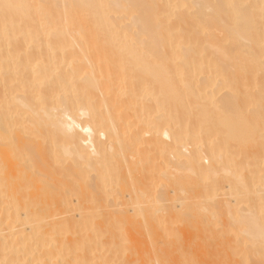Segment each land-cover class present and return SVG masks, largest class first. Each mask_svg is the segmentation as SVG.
Segmentation results:
<instances>
[{
  "label": "bare ground",
  "instance_id": "1",
  "mask_svg": "<svg viewBox=\"0 0 264 264\" xmlns=\"http://www.w3.org/2000/svg\"><path fill=\"white\" fill-rule=\"evenodd\" d=\"M195 260L264 264V0H0V264Z\"/></svg>",
  "mask_w": 264,
  "mask_h": 264
},
{
  "label": "rangeland",
  "instance_id": "2",
  "mask_svg": "<svg viewBox=\"0 0 264 264\" xmlns=\"http://www.w3.org/2000/svg\"><path fill=\"white\" fill-rule=\"evenodd\" d=\"M167 184H168V186H169L170 189H171V188H172V187H171L172 185H171V183H170V180H169V182H168ZM169 184H170V185H169ZM188 187H189V186H188ZM126 189H127V188H126ZM126 189H124L125 192H128V190H126ZM186 189L189 191L188 188H186ZM189 193H190V194H188V196H189V195H190V197H193V196H194V195H193V192L189 191ZM192 195H193V196H192ZM192 232H197V231L193 230ZM179 234H180V233H179ZM208 234L210 235V233H208ZM208 234H207V235H208ZM143 235H144V236H143ZM143 235H142L143 237H142V236H139V237H140L139 239H140V240H144L145 242H147L148 239H149V237H148V235H146V231L143 232ZM211 235H212V233H211ZM211 235H210V236H211ZM191 237H192V238H191V239L189 238L190 240L188 241V242L190 243V245H193L194 242L196 243V241H197V243H196L197 245H193V250H191V256H192L195 252H198V250H199V249H198V248H199L198 245L201 244V243H202V245L205 244V246L208 247V248L205 250V251H208V253L212 254V253L215 252V248H214L213 245H212V244H213V243H212V240H211V241H208V240L206 241V240H204V242H205V243H204V242L202 241V239H201L202 242H200V240L198 239L199 237H195V238H194V236H191ZM202 237H204V234L202 235ZM171 238H172V237H171ZM174 238H175V237H174ZM174 238H173V239H174ZM173 239H172V240H173ZM194 239H195L196 241H194ZM174 240H175V239H174ZM168 241H171V240H170V237L167 238V242H168ZM191 241H192V242H191ZM165 242H166V241H165ZM206 242H208V243H206ZM209 242H210V243H209ZM168 243H169V242H168ZM189 243H187V244H189ZM191 243H192V244H191ZM198 243H199V244H198ZM171 244H172V243H171ZM195 249H196V250H195ZM193 251H194V252H193ZM209 251H210V252H209ZM211 251H212V252H211ZM192 253H193V254H192ZM177 255H178V252H177V253L175 252V253H174V257H176ZM213 257H214V256H213ZM223 258H224V257L221 256L220 258H217V260H219V259H220V260H224L225 258H224V259H223ZM199 260H200V259H197L198 262H199ZM213 260H214V258H213ZM195 261H196V260H195ZM197 261H196V264H197ZM119 262H120V261H119ZM138 262H139V263H135V264H141L140 261H138ZM117 263H118V262H117ZM119 264H121V263H119Z\"/></svg>",
  "mask_w": 264,
  "mask_h": 264
}]
</instances>
